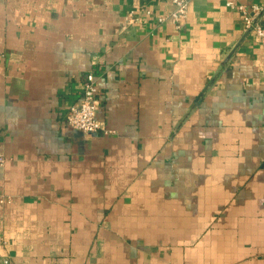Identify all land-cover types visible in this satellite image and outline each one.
I'll use <instances>...</instances> for the list:
<instances>
[{
    "label": "crops",
    "instance_id": "0c3cea01",
    "mask_svg": "<svg viewBox=\"0 0 264 264\" xmlns=\"http://www.w3.org/2000/svg\"><path fill=\"white\" fill-rule=\"evenodd\" d=\"M228 1L0 0V264H264V43ZM90 71L109 133L67 123Z\"/></svg>",
    "mask_w": 264,
    "mask_h": 264
},
{
    "label": "built area",
    "instance_id": "2783aa9c",
    "mask_svg": "<svg viewBox=\"0 0 264 264\" xmlns=\"http://www.w3.org/2000/svg\"><path fill=\"white\" fill-rule=\"evenodd\" d=\"M173 2V11L167 16L160 17L159 20L160 22L169 20L176 28L180 29L188 17L190 0H173ZM227 5L239 9L245 29L254 32L264 43V4L254 3L247 5L229 0ZM97 91L96 74L94 71H90L84 81L81 100L70 108L67 115V123L70 127L85 133H109L97 116ZM4 163L5 158L0 156V166L4 165Z\"/></svg>",
    "mask_w": 264,
    "mask_h": 264
}]
</instances>
